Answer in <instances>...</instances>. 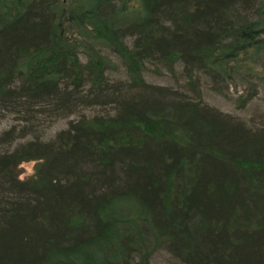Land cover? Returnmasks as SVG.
I'll return each instance as SVG.
<instances>
[{
    "label": "trees",
    "instance_id": "trees-1",
    "mask_svg": "<svg viewBox=\"0 0 264 264\" xmlns=\"http://www.w3.org/2000/svg\"><path fill=\"white\" fill-rule=\"evenodd\" d=\"M262 51L264 0H0L19 124L0 131V264H264V124L206 105L199 78L218 90Z\"/></svg>",
    "mask_w": 264,
    "mask_h": 264
},
{
    "label": "rangeland",
    "instance_id": "rangeland-1",
    "mask_svg": "<svg viewBox=\"0 0 264 264\" xmlns=\"http://www.w3.org/2000/svg\"><path fill=\"white\" fill-rule=\"evenodd\" d=\"M103 53L109 51L101 48ZM115 64V70L109 71L107 75L111 78H121L123 69L116 57H112ZM81 60H83L81 56ZM264 62V51L257 58V65H252L253 73L242 74L236 72L231 81L218 85V90L211 87V82L200 78V94L202 101L223 113L240 118L244 123L251 126L264 124V68L259 63ZM175 70L177 68L175 67ZM175 78V79H174ZM143 79L147 83L155 85H166L171 87H180L182 80L177 76H170L167 72L161 70L156 72L152 66L147 65L143 72ZM85 114H91V111H83ZM14 116L6 115L0 117V131L7 129L11 124H16ZM68 118L57 119L52 123L44 122L42 127L38 128L39 138L46 139L55 132L66 126ZM21 125V123H20ZM34 161L20 163L16 168L19 179H25L33 172ZM148 264H174V261L163 250H157L148 259Z\"/></svg>",
    "mask_w": 264,
    "mask_h": 264
}]
</instances>
